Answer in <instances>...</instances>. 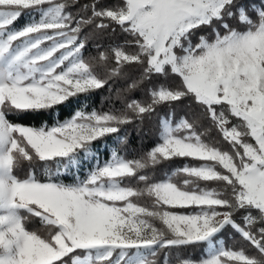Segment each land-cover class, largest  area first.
Returning <instances> with one entry per match:
<instances>
[{
    "label": "snow or ice",
    "instance_id": "1",
    "mask_svg": "<svg viewBox=\"0 0 264 264\" xmlns=\"http://www.w3.org/2000/svg\"><path fill=\"white\" fill-rule=\"evenodd\" d=\"M131 66L125 91L145 99L81 105ZM154 117L143 154L105 142ZM174 160L197 163L154 175ZM229 232L255 255L217 239ZM202 245L175 264H264V0H0V264H157Z\"/></svg>",
    "mask_w": 264,
    "mask_h": 264
},
{
    "label": "trees",
    "instance_id": "2",
    "mask_svg": "<svg viewBox=\"0 0 264 264\" xmlns=\"http://www.w3.org/2000/svg\"><path fill=\"white\" fill-rule=\"evenodd\" d=\"M81 4L88 3L89 0H80ZM105 3H113L114 0H104ZM118 2V0H117ZM240 2H246V0H240ZM24 21V17L19 19L16 22V25L22 24ZM228 23L231 24L234 27L242 28L243 25H240L236 18H231L228 20ZM201 34H206L211 37V29H203ZM125 39L124 34L120 33L119 30H117L116 33H112L110 36L105 37L100 41L102 45L106 48L110 44H119L122 43ZM193 40L195 42L196 37H193ZM86 55L90 56H96L97 50L95 46L90 42V46L88 49V53ZM111 63V61H109ZM98 70L102 71V66L98 68ZM128 73L127 79H121V78H114L111 83V89H109L107 86L103 90H98L89 96L85 97H79L81 101V105H86V110L90 111L93 108H95L97 111H107L111 107L115 108H121L123 106V103L126 101H129L131 99H140L143 100L146 98L145 92L141 89H134L130 91H125L127 89V86L129 83H131L132 79L139 77V70L135 66L128 67L126 69ZM81 105H76L77 107ZM73 110H75L73 108ZM168 109L161 108L160 109V115H164ZM177 116L184 114L185 112H189L190 109L186 105H181L175 109ZM67 114V111L65 110V115ZM47 119V116L37 119L30 116H24L22 117L21 121L26 124H36L39 125L43 122V120ZM204 126L207 127V122H203ZM157 118H153L151 120H146L142 126L138 125V123H132L129 125H126L123 127L121 135L126 136V142L123 144L118 143L114 138H107L105 141L110 147L116 148L121 155L126 156L127 158H133L137 157L147 150L151 146H153L154 142L157 139ZM210 136L213 138L219 140V134L213 129L210 133ZM94 150L99 151L101 157H106L109 154V151L103 147L102 143H98L94 146ZM184 163H190L195 164L197 162L195 161H181V160H174L169 162H164L162 165L156 166L154 170V175L158 178H162L164 173H168L169 175L176 169L183 167ZM23 171H27V166L22 169ZM180 183L183 182L182 178H177ZM29 228L33 230H42L43 226L41 225L38 218H30L28 221ZM219 239H223L226 246L234 247L236 250H239V248L244 247L246 252L250 255H255V250L251 247L243 244L242 241H240V238L238 235L233 236L231 232L225 233L223 236L218 237ZM206 248V245H202L200 247H188L185 249L180 250H171L170 252L168 250L161 251L158 256L156 257L157 264H164L165 260V254L168 255V260L170 264H175L176 257L179 255L180 257H193V258H199L203 253L204 249Z\"/></svg>",
    "mask_w": 264,
    "mask_h": 264
},
{
    "label": "rangeland",
    "instance_id": "3",
    "mask_svg": "<svg viewBox=\"0 0 264 264\" xmlns=\"http://www.w3.org/2000/svg\"><path fill=\"white\" fill-rule=\"evenodd\" d=\"M27 19H28V17L27 16H25L24 17V21L22 22V24H20V25H17L16 27H21V26H23L24 25V23L27 21ZM110 154V153H109ZM108 154V155H109ZM108 155L106 156V157H101V158H103V159H106L107 157H108ZM217 239H219V238H217Z\"/></svg>",
    "mask_w": 264,
    "mask_h": 264
}]
</instances>
